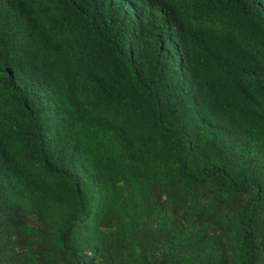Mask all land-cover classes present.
<instances>
[{
	"label": "trees",
	"instance_id": "1",
	"mask_svg": "<svg viewBox=\"0 0 264 264\" xmlns=\"http://www.w3.org/2000/svg\"><path fill=\"white\" fill-rule=\"evenodd\" d=\"M0 264H264V0H0Z\"/></svg>",
	"mask_w": 264,
	"mask_h": 264
}]
</instances>
